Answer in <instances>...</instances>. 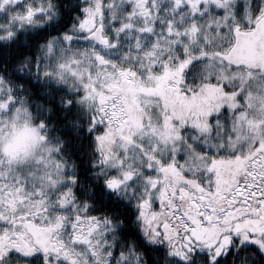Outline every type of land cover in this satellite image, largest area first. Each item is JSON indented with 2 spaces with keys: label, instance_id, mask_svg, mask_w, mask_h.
<instances>
[{
  "label": "snow or ice",
  "instance_id": "obj_1",
  "mask_svg": "<svg viewBox=\"0 0 264 264\" xmlns=\"http://www.w3.org/2000/svg\"><path fill=\"white\" fill-rule=\"evenodd\" d=\"M0 264H264V0H0Z\"/></svg>",
  "mask_w": 264,
  "mask_h": 264
}]
</instances>
